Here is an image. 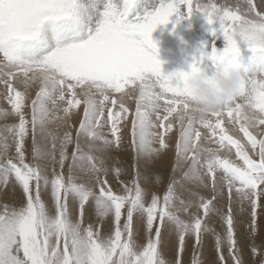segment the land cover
Returning <instances> with one entry per match:
<instances>
[{
    "label": "snow or ice",
    "instance_id": "6c2138e0",
    "mask_svg": "<svg viewBox=\"0 0 264 264\" xmlns=\"http://www.w3.org/2000/svg\"><path fill=\"white\" fill-rule=\"evenodd\" d=\"M194 12L210 25L219 23L224 47L218 50L213 41L210 51L194 59L188 71L165 74L150 51L157 47L152 33L173 23V17L175 31ZM242 49L250 53L246 59ZM229 59H236L243 73L238 95L219 111L195 114L184 102L189 73L211 72ZM0 85L11 107V113L0 110V115L18 117V123L5 127L7 136L0 134V190L12 181L25 198L18 206H0V264H183L189 239L193 241L190 264H204L200 253L206 234L214 238V264H244L231 199L235 191L249 204V235L255 237L258 209L264 207V0L235 5L214 0H120L119 6L114 0H0ZM33 87L37 91L28 116L24 109L29 107L28 90ZM124 96L135 99L134 110ZM81 106L83 119L75 139L71 131L57 136L49 130L50 124L67 121ZM129 118L137 162L158 158L168 149L166 137L175 120L181 131L174 171L182 160H190L183 179L210 186L211 198L191 191L177 208V181H172L162 196L153 193L149 200L136 163L133 179L121 181L126 169L109 161L112 150L123 143L122 130ZM226 123L238 125L247 143L229 135ZM201 129L207 130V136ZM252 129H260L261 134ZM29 135L32 159L54 165L50 176L39 163L27 162ZM82 136L87 149L81 147ZM9 137L14 156L8 154ZM38 137L47 142L45 147ZM204 141L218 147L205 146ZM76 173L89 179L79 182ZM110 174L119 181V190L110 184ZM218 187L221 192L227 189L226 211L214 203ZM44 191L50 193L51 212L42 199ZM70 199L79 210L75 219ZM87 206L94 209L97 224L85 225ZM212 214L220 217L222 232L209 226ZM137 218L143 244L135 239ZM106 220L111 224L105 235L101 226ZM165 224L175 237L171 262L161 252ZM250 250L253 259L264 264V245L257 246L252 239Z\"/></svg>",
    "mask_w": 264,
    "mask_h": 264
},
{
    "label": "rangeland",
    "instance_id": "374dc122",
    "mask_svg": "<svg viewBox=\"0 0 264 264\" xmlns=\"http://www.w3.org/2000/svg\"><path fill=\"white\" fill-rule=\"evenodd\" d=\"M118 1H120V0H114V3H116L117 6H118ZM200 1H201V3L208 2V0H206V1L200 0ZM214 2H216V0H214ZM218 2L235 5L238 2L242 3V0H217V3ZM181 14H183V9H182ZM175 20H176V17H173L172 18L173 23L175 22ZM196 20H197V23L195 22ZM184 22H185V25L183 24ZM173 23H170L167 26H163V25L158 26L157 29L152 33V40L154 42H156L157 47L154 49H150V51L153 54H155L157 56V58L163 64L162 69H163L165 74L172 73V72L179 71V70L188 71L189 65L193 62L194 59L199 60L203 52L210 51V48H211L213 41H215V46L218 44L217 45L218 47L216 46L217 49L220 47H222V48L224 47L225 41H222L223 36L220 34L219 23L217 22V23L211 24V25L208 24L206 22V20L204 19L203 15L199 12H194L193 15L189 19L182 20L180 23L182 26L180 24L178 26H176L175 31H173ZM201 23L203 25L202 26L203 28L201 27ZM197 24H199V25H197ZM195 25H197V26H195ZM194 26H195V28H194ZM183 29H185V31H183ZM199 29H200V33H199ZM213 29H215L217 32L216 36H213V34L210 33V32H213ZM192 31H194L195 33ZM182 32H187V34L183 33V36H182ZM184 34H185V36H184ZM218 34H219V36H218ZM202 45H203V47H202ZM222 48H220L218 50H222ZM242 52H243L242 53L243 59H246L250 55V53L247 52L246 50L242 49ZM18 85L22 86L21 84H19V82H17V87H19ZM20 88L22 90L23 86ZM33 88L28 90L29 91V98L31 97L30 95L33 92ZM126 91H130V90L126 89ZM117 96H118V98H120L119 94H117ZM123 99L125 102L129 101V104H127V103L126 104H127V106H130L131 109L133 108V106L135 107V105H134L135 99L134 98L129 99L127 96H124ZM131 103H133V105ZM10 108H11L10 105H8V106L0 105V110H7L9 113H11ZM26 109H27V107L24 109L25 114L30 116V112H27ZM79 112H80V110H79ZM77 113H78V111L74 114V116H72L73 118L71 117L72 119L70 118L67 121H55L52 124H50L49 126H51V125L54 126V129H53L54 134H56L57 136H62L63 135L62 132L71 131L73 134V138L75 139L76 131L79 128L80 121L83 119V115H80L82 112L80 114L79 113L77 114ZM0 117H1L0 121H6V120L10 121L11 119H13V120L16 119V121L18 123V117H16L15 115H12V114H9L6 116L0 115ZM13 120H11V121H13ZM129 121H130V126H128V128H127L128 124H126L125 129H129L131 127V118ZM69 124L72 125L71 128H69V126H68ZM227 125H228V128H227L228 134L230 132L233 134H235L236 132H238V133L240 132L238 125L226 123V127H227ZM229 125L237 126L238 129L233 130L229 127ZM178 129H180V128H177V130ZM3 130L4 129H2L1 131L3 132ZM180 130H179V132H177L173 128V130L171 132H176L180 136ZM252 131L254 132V134H257L258 136L261 134L260 129H252ZM2 132H0V133H2ZM123 132H124V129H123ZM229 135H231V134H229ZM83 138L86 139L85 137H83ZM26 140L27 141L25 143V147H26V160H27V162L39 163L42 169L48 168V170H50V175H51L52 169L54 167L52 162L50 160L34 161L32 159L31 136L29 135V137ZM37 140H38V143L40 144V146L42 148L45 147V145L47 144V142L41 137H38ZM86 142H87V140H86ZM205 142H207L205 146L213 147V148L218 147L217 144L210 143L208 141H205ZM10 146L13 147L14 144H11ZM70 146L71 147H69V149H68L69 152H71L73 149V146L72 145H70ZM168 149L166 151H164L159 157L161 166H162V161L164 160L163 157L166 158L167 155L170 154V152H171L170 149L169 150ZM8 154L11 156H14L15 155V148H13L12 150L11 149L8 150ZM57 155H58V153H57ZM117 156H118V154H117ZM119 157L114 158V159L112 158L113 162H115L116 159H117V161L115 163H112V162L111 163H112V165L120 166V167L126 169V174L121 175V177L119 179L121 181L130 182L134 176V169L132 167L133 165L125 164L127 162L126 161H120L121 159H119ZM232 158H235L234 157V150L232 153ZM187 161L188 160H182L181 162L184 165L187 164L188 165L187 168H189L191 161L190 160L188 162ZM134 163H137V161H135V159H134ZM166 164H169V162L164 161V166H162V169L157 170V171H152V174H153L152 176H148L147 174L141 175V177L142 176L143 177H142V181H140V183H141V186L149 194L148 199L150 200L151 194L155 193V194L162 196L165 193V191L167 190L169 183H171L172 181H177V183L175 185V195H176L175 204H176V207L179 208L180 207L179 201L180 200L187 201V199L189 198V196L186 195V193H185V189H186L188 182H186L183 179V174L188 169L184 170V166H182L180 164L178 170L174 171V168H176V165H177L176 152L173 155L172 165H171L170 169H168L166 167ZM55 167L59 171L58 165H55ZM164 170H168V171H164ZM67 171H68L67 167H65V169H64L65 175H67ZM158 171H160V172H158ZM179 171H181V172H179ZM177 174L180 175V177H178ZM76 175L79 177V182H85L89 179V177H87L86 175H84L82 173H76ZM145 177L147 179H144ZM157 177H159V182H157ZM108 180H109L110 184L112 185V187L114 188V190L120 189V183H119V181H117L113 177V175L110 174L108 176ZM11 184H13V185H11ZM219 185H220V181L218 179V186ZM15 187L17 189H15ZM18 187H19L18 185H15L12 181H10L9 185L7 187L3 188V190H0V206H2L3 204H9L10 206H18V205H21L24 203L25 198L23 197L22 190ZM201 187L202 186L198 187V191L202 193L201 195H203V193H205L204 197H205V195L208 197L213 195L210 186L208 188H203V187L201 188ZM205 189H207V190H205ZM226 190L227 189L224 188V190L221 192V191H219V187H218L217 196L223 194L226 197V194H225ZM181 196H183V197H181ZM208 197H206V198H208ZM42 199L47 204L49 211L50 212L53 211V202L51 200L50 193L48 191H44L42 193ZM237 199H239L238 202L242 206L246 205L245 206L246 219L241 220L242 222L239 219L238 221H240L241 223L240 222L237 223V216H236V213L234 211ZM226 201H228V204H229V198L226 199ZM228 204L226 203L225 211L228 207ZM69 207H70V213H71L73 219L77 218L79 210H78V207L71 201V199L69 200ZM231 207L233 210L234 219L236 221V236H237V240H238V245L241 249V254H242V258L244 260V264H258V258L256 260H254L252 255H251L250 242L252 239H254L257 246L264 245V207L258 209V212H259L258 231H257V234L255 235V237H252V238H250L249 227H248L249 223H250V219H251V217H250V211L251 210H250L249 204L247 202H242L240 200V198L236 195L235 191H233L232 199H231ZM180 215L183 216L182 218H185V219L187 218V216H185V214L183 212H181ZM247 215H248V219H247ZM84 223H85V225H87L88 223H93V224L98 223L94 211L88 212L86 209L85 217H84ZM110 224H111L110 220H106L103 222V224L101 226L103 234L106 235L108 233ZM208 224L210 227H213L217 232H222V227H221L222 221H221V219L218 218V216L216 214L211 215L210 219H208ZM238 224H240L241 226ZM169 227L166 226V224H165V226L163 228L164 243L162 245L161 252H162L163 258L166 261L171 262L175 257V237H174V235H170L171 227L170 228ZM135 228L138 230V233H139L138 235L135 236V239L137 240L138 244H143L145 242V237H144L143 228L141 227V222H140L139 218H137L135 221ZM192 246H193V241L191 239H189L188 243H187V248H186L185 252L183 253V264H190L191 257H192ZM225 254H227L226 249H225ZM200 255H201V259L203 260L204 264H214L216 257H217V254L215 252L214 238L211 234H206L204 236L203 247L201 249Z\"/></svg>",
    "mask_w": 264,
    "mask_h": 264
},
{
    "label": "bare ground",
    "instance_id": "6f19581e",
    "mask_svg": "<svg viewBox=\"0 0 264 264\" xmlns=\"http://www.w3.org/2000/svg\"><path fill=\"white\" fill-rule=\"evenodd\" d=\"M204 1H206V0H204ZM201 2V1H200ZM119 3H120V1H118V6H119ZM216 3H217V0H216ZM219 3V2H218ZM221 3V2H220ZM193 19V18H192ZM198 20V19H197ZM197 20L195 21L196 23H197ZM194 22V21H193ZM181 23V22H180ZM184 25H185V22L183 23ZM188 24V23H187ZM186 24V25H187ZM204 24V23H203ZM181 25V24H180ZM183 25V26H184ZM189 25V24H188ZM197 25H199V24H197ZM197 25H195V26H197ZM182 26V25H181ZM195 26H194V28H195ZM203 25H202V23H201V27H202ZM200 27V26H199ZM192 28V27H191ZM203 28V27H202ZM212 28V27H211ZM193 29V28H192ZM206 29V28H205ZM204 29V30H205ZM209 29V28H208ZM183 31H185V29H183ZM192 32H194V31H192ZM183 33H185V34H187V32H182V36H183ZM195 33V32H194ZM199 33H200V29H199ZM202 33V32H201ZM206 33V32H205ZM204 33V34H205ZM210 33H212L213 34V32H210ZM185 34H184V36H185ZM189 34V33H188ZM193 34V33H192ZM191 35V34H190ZM201 35V34H200ZM203 35V34H202ZM209 36V35H208ZM218 36H219V34H218ZM200 37V36H199ZM202 37V36H201ZM206 37V36H205ZM181 38V37H180ZM184 38V37H183ZM203 38V37H202ZM210 38V37H209ZM197 39V38H196ZM222 41H224V39L222 40ZM178 42V41H177ZM215 42V41H214ZM209 43V42H208ZM220 43V42H219ZM183 45V44H182ZM218 45V44H217ZM216 45V46H217ZM218 47V46H217ZM220 48H222V47H220ZM220 48H218V49H220ZM223 49V48H222ZM243 53V52H242ZM165 54V53H164ZM246 55V54H245ZM191 56V55H190ZM189 56V57H190ZM163 65V64H162ZM168 74V73H167ZM19 86V85H18ZM20 87H22V86H19V88ZM23 90V89H22ZM32 91V90H31ZM36 91H37V88L36 87H34L33 88V92L31 93V97L33 98L34 96H35V93H36ZM4 94H5V89H4V86L3 85H0V105H2V106H8L9 104L7 103V101H6V99L4 98ZM29 98L28 99V101H27V104L29 105V107H27V112H30V104H31V99L32 98ZM125 103H127V104H129V101L128 102H125ZM132 105H133V103H131ZM135 105V104H134ZM130 107V106H129ZM7 108V107H6ZM133 108L135 109V107L133 106ZM132 108V109H133ZM11 109V108H10ZM133 109V110H134ZM79 110H80V112H79ZM79 110H77L78 111V113L80 114L81 112V114L80 115H83V107L81 106V108L79 109ZM77 113V114H78ZM72 116H74V115H72ZM71 116V117H72ZM70 117V118H71ZM1 118V117H0ZM73 118V117H72ZM71 118V119H72ZM7 119V118H6ZM1 120V119H0ZM11 120H13V119H11ZM8 121V120H6V121H0V132H2L1 130L2 129H5V127L6 126H9V125H13V124H16L17 123V121H16V119L15 120H13V121ZM129 120H130V118H129ZM127 121V122H125V124H124V126H123V129H124V132H123V130H122V138H123V143H122V145H121V147H120V149H113L112 150V152H111V159H110V161H109V164H111L112 165V163H115L116 161H117V159H116V161L115 162H113L112 161V158L114 159V158H117V157H119V159H121L120 161H126L127 163H125V164H131V165H133L134 164V153H133V151H132V149H131V144H130V128L129 129H125V125L126 124H128L127 125V128H128V126H130V121ZM8 121V122H7ZM78 123V122H77ZM173 124L175 125V127H174V130L175 131H177V132H179V130L180 129H178L177 130V128H180L179 127V125L178 124H176V122H175V120H173ZM197 127H199L198 125H197ZM229 127L231 128V129H233V130H235V129H238V127L237 126H233V125H229ZM176 128V129H175ZM226 128H228V125H227V127ZM54 126L53 125H51V126H49V130L50 131H52L53 133H54ZM181 131V130H180ZM238 131V130H237ZM201 132H202V134H204L205 136H207V130H205V129H201ZM236 132V131H235ZM62 133H64V132H62ZM0 134H2V135H5V136H7L8 134L6 133V132H4V130H3V132L2 133H0ZM229 134H231L234 138H238V139H241L242 140V142H244V143H247V141H246V139L243 137V133L242 132H236L235 134H233V133H229ZM178 138H179V135L176 133V132H171V133H169L168 134V136L166 137V140H167V143L169 144V149H170V154H168L167 155V157L166 158H164L163 157V161H162V166H164V161L165 162H169V164H166V167L168 168V169H170L171 168V165H172V158H173V155H174V153L176 152V147H175V145H176V142H177V140H178ZM27 141V140H26ZM7 143L9 144V150L11 149H13V148H15L14 146L12 147V146H10L11 144H14V142L12 141V139H11V137H9L8 138V140H7ZM204 143H205V145H206V143L207 142H205L204 141ZM80 144H81V147L82 148H85V149H87V144H88V141L86 142V139H84L83 137H81L80 138ZM69 147H71V146H69ZM168 149V150H169ZM98 154V153H97ZM117 154H118V156H117ZM99 155V154H98ZM160 157V156H159ZM153 158V159H151V160H149V159H145V158H141L137 163H136V165H137V170L141 173V175H143V174H147L148 176H152L153 174H152V171H157V170H160V169H162V166H161V164H160V158ZM189 161V160H188ZM187 161V162H188ZM112 162V163H111ZM119 162V161H118ZM124 164V163H123ZM180 164L182 165V166H184V170L185 169H188L187 168V164L186 165H184L182 162H180ZM183 168V167H182ZM45 169V168H44ZM50 169V168H49ZM46 171H47V173H48V175L50 176V170H48V168L47 169H45ZM58 171V170H57ZM164 171H168V170H164ZM158 172H160V171H158ZM179 172H181V171H179ZM165 173V172H164ZM167 174V173H166ZM180 174V173H179ZM178 175V174H177ZM181 175V174H180ZM180 175H178V177H180ZM143 177V176H142ZM87 178V177H86ZM140 181H142V178H141V180ZM11 185H13V184H11ZM14 187V186H13ZM198 187L199 186H197V185H193V184H191V183H188L187 184V186H186V189H185V193H186V195H188L189 196V193L191 192V191H195V192H198V193H200V194H202L201 192H199L198 191ZM19 188V187H18ZM202 188V187H201ZM204 188V187H203ZM15 189H17L16 187H15ZM205 190H207V189H205ZM209 193V192H208ZM204 194L205 193H203V196H204ZM222 194V193H221ZM225 194H226V197L222 194V195H219V196H217V198H216V200L214 201V203L216 204V206H217V208H219V209H222V210H225V208H226V203L228 204V201H226V199H228V192H227V190L225 191ZM212 196V195H211ZM211 196H206L205 195V198L206 197H208V198H211ZM181 197H183V196H181ZM239 199H237V201H236V206H235V208H234V211H235V213H236V216H237V223L238 222H240L241 220H245L246 219V209H245V206L246 205H241L239 202ZM244 202H246V201H244ZM86 209H87V211L88 212H92V211H94V209L91 207V206H87L86 207ZM86 212V211H85ZM245 216H244V215ZM186 216V215H185ZM218 216V215H217ZM183 217V216H182ZM213 217V216H212ZM241 217V218H240ZM218 218L220 219V217L218 216ZM240 219V221H238ZM247 219H248V215H247ZM242 222V221H241ZM240 222V223H241ZM238 225H240V224H238ZM166 226H170V225H167L166 224ZM241 226V225H240ZM171 227V226H170ZM169 227V228H170ZM240 232V231H239ZM242 233V232H241ZM245 234V233H244ZM243 234V235H244ZM248 234V233H247ZM167 238V237H166ZM239 238V237H238ZM260 243V242H259ZM168 245V244H167Z\"/></svg>",
    "mask_w": 264,
    "mask_h": 264
},
{
    "label": "clouds",
    "instance_id": "9594fccd",
    "mask_svg": "<svg viewBox=\"0 0 264 264\" xmlns=\"http://www.w3.org/2000/svg\"><path fill=\"white\" fill-rule=\"evenodd\" d=\"M243 73L236 59H229L211 72L189 73L185 101L195 114L204 115L221 110L239 93Z\"/></svg>",
    "mask_w": 264,
    "mask_h": 264
}]
</instances>
